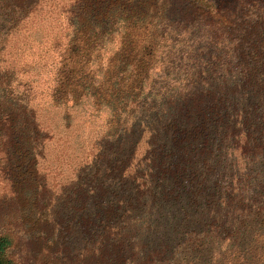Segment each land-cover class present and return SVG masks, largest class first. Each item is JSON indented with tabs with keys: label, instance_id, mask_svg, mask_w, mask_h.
<instances>
[{
	"label": "trees",
	"instance_id": "trees-1",
	"mask_svg": "<svg viewBox=\"0 0 264 264\" xmlns=\"http://www.w3.org/2000/svg\"><path fill=\"white\" fill-rule=\"evenodd\" d=\"M76 112L103 129L54 186ZM0 209V264L23 233L39 264H190L264 232V0H0Z\"/></svg>",
	"mask_w": 264,
	"mask_h": 264
},
{
	"label": "rangeland",
	"instance_id": "rangeland-1",
	"mask_svg": "<svg viewBox=\"0 0 264 264\" xmlns=\"http://www.w3.org/2000/svg\"><path fill=\"white\" fill-rule=\"evenodd\" d=\"M16 56L20 60V57ZM36 71L37 69H29L32 75ZM44 115H48L47 111L44 112ZM73 116L70 129L65 132L59 129L58 132L62 133L59 137L54 136L49 141L45 152V171L49 175L50 184L54 186L73 177L78 166L90 160L93 151L90 150V147L94 142V137L103 129L101 118L89 120L78 112ZM58 139L60 140L58 141ZM78 141L84 142L81 148H78ZM249 221V219L235 220V235L220 236L235 238L232 247L224 246L225 243H223L217 248L214 247L210 256L200 258L199 262H190V264H264V232L252 229L249 234L242 228H236V226L247 224ZM0 229H2L1 226ZM33 252L26 233H23L10 248L9 255L13 264H39L36 262Z\"/></svg>",
	"mask_w": 264,
	"mask_h": 264
}]
</instances>
